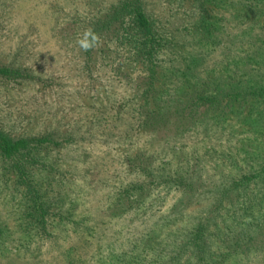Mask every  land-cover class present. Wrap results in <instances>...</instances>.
Masks as SVG:
<instances>
[{
  "label": "rangeland",
  "instance_id": "obj_1",
  "mask_svg": "<svg viewBox=\"0 0 264 264\" xmlns=\"http://www.w3.org/2000/svg\"><path fill=\"white\" fill-rule=\"evenodd\" d=\"M118 1L0 0V66L20 75L0 77V129L52 139L29 170L49 211L45 233L0 157V264H118V239L141 215L127 211L141 178L133 170L182 174L197 154L206 182L215 183L250 159L264 160V107L251 109V95L242 115L219 118L217 106L196 100L232 86L264 87V2L145 0L166 38L152 87L132 40L115 42L107 27L93 49L77 44ZM261 188L250 183L249 191ZM177 189L156 207L158 216L181 198ZM187 213L194 217L197 207ZM253 214L264 221V209ZM212 231V250L227 251L224 224Z\"/></svg>",
  "mask_w": 264,
  "mask_h": 264
},
{
  "label": "trees",
  "instance_id": "obj_2",
  "mask_svg": "<svg viewBox=\"0 0 264 264\" xmlns=\"http://www.w3.org/2000/svg\"><path fill=\"white\" fill-rule=\"evenodd\" d=\"M101 21L99 26L91 28L95 34L108 27L106 32L113 34L115 42L123 44L132 40V44L139 45L135 53H139L144 76L153 87L156 68L163 61L166 38L150 18L146 1L119 0L112 13ZM18 75L17 69L0 66V77L14 79ZM216 92L196 100L201 106L209 105L212 109L217 106L218 118L242 115L249 95L253 97L251 109L259 104L264 107L263 86L247 90L232 86ZM51 142L49 136L14 138L0 129V157L24 185L26 195L33 202V219L43 233L47 231L49 211L40 202L41 196L31 183L29 170L38 164L39 149ZM188 160L193 166L182 174L150 167L133 170L141 178L134 181L132 193L127 191L131 193L127 211L141 209V215L127 222V236L124 240L118 239V264H246L245 261L263 264L264 259H260L258 252L264 253V221L253 213L264 209V160L250 159L243 168L239 166L237 174L224 175L215 183L206 182L197 154H190ZM250 183L262 184L260 195L249 191ZM174 189L181 192V198L171 205L168 215L158 216L160 210L156 207ZM193 206L197 207V214L190 218L187 210ZM225 214L230 220L224 219ZM222 223L227 238L223 242L228 250L214 252L212 228ZM91 237L101 241L99 236Z\"/></svg>",
  "mask_w": 264,
  "mask_h": 264
},
{
  "label": "clouds",
  "instance_id": "obj_3",
  "mask_svg": "<svg viewBox=\"0 0 264 264\" xmlns=\"http://www.w3.org/2000/svg\"><path fill=\"white\" fill-rule=\"evenodd\" d=\"M77 44L83 51H89L99 44V37L89 27L84 29L81 36L77 39Z\"/></svg>",
  "mask_w": 264,
  "mask_h": 264
}]
</instances>
